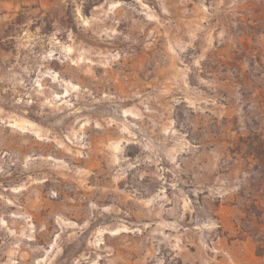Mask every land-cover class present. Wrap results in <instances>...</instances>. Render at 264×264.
I'll use <instances>...</instances> for the list:
<instances>
[{
    "label": "rangeland",
    "instance_id": "1",
    "mask_svg": "<svg viewBox=\"0 0 264 264\" xmlns=\"http://www.w3.org/2000/svg\"><path fill=\"white\" fill-rule=\"evenodd\" d=\"M0 264H264V0H0Z\"/></svg>",
    "mask_w": 264,
    "mask_h": 264
}]
</instances>
